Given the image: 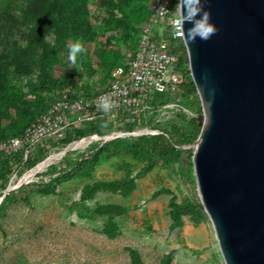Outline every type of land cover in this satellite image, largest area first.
Returning a JSON list of instances; mask_svg holds the SVG:
<instances>
[{
    "label": "rangeland",
    "instance_id": "374dc122",
    "mask_svg": "<svg viewBox=\"0 0 264 264\" xmlns=\"http://www.w3.org/2000/svg\"><path fill=\"white\" fill-rule=\"evenodd\" d=\"M152 1L86 0V24L64 29L57 0H0V133L17 132L38 113L51 95L46 80L102 90L130 58ZM76 40L85 51L72 65ZM183 101L190 116L177 113L157 127L168 138L185 133L190 120L201 126L199 103ZM90 129L84 134H111ZM81 136L40 148L27 163L13 164L8 179L0 166V201L3 188L12 189L0 203V264H224L183 174L194 142L162 159L148 152L145 138L75 141Z\"/></svg>",
    "mask_w": 264,
    "mask_h": 264
},
{
    "label": "water",
    "instance_id": "95a60500",
    "mask_svg": "<svg viewBox=\"0 0 264 264\" xmlns=\"http://www.w3.org/2000/svg\"><path fill=\"white\" fill-rule=\"evenodd\" d=\"M204 8L218 33L183 42L201 110L194 186L224 264H264V0Z\"/></svg>",
    "mask_w": 264,
    "mask_h": 264
},
{
    "label": "built area",
    "instance_id": "2783aa9c",
    "mask_svg": "<svg viewBox=\"0 0 264 264\" xmlns=\"http://www.w3.org/2000/svg\"><path fill=\"white\" fill-rule=\"evenodd\" d=\"M176 2L152 1L146 19L136 26L137 42L132 55L111 71L102 90L89 94L72 88L54 91L47 110L36 121L18 136L0 141V156L18 155L17 164H25L40 148H57L67 137L81 130L86 132L90 124H98L100 131L137 138L160 134L157 127L174 114L190 116L180 103V86L185 78L177 69V59L183 40L169 23ZM101 97H110L114 102L109 113L100 108ZM125 129L131 133H123ZM90 135L98 133L94 131L75 141Z\"/></svg>",
    "mask_w": 264,
    "mask_h": 264
},
{
    "label": "trees",
    "instance_id": "16d2710c",
    "mask_svg": "<svg viewBox=\"0 0 264 264\" xmlns=\"http://www.w3.org/2000/svg\"><path fill=\"white\" fill-rule=\"evenodd\" d=\"M57 3L62 13L61 24L63 25L64 29H67V28L69 29L70 27H75V26L80 27L86 24V21H87L86 0H57ZM135 37H136L135 42H137V31L136 30H135ZM178 52H179V55L177 59V69H179L182 72L185 78V83L180 86V89H181L180 97L182 100H186L188 97H191V99L194 102H198L195 88L191 82V79L188 73L186 55H185V50H184L183 45L179 46ZM45 85H46V88L51 91V94L54 91L62 90L65 88L77 89L82 93L89 94V92H85L81 88H78L71 79L69 80L66 79L64 80V82H60L58 80H46ZM51 99L52 98L50 95V97L47 98L45 103L40 106L38 113L35 116L29 117L24 122V124H22V126L17 132H12L9 136H5L0 133V141L18 136L24 130L25 127H27L32 122L36 121L47 110L51 102ZM184 105H185V102L183 101L181 106L184 108L185 107ZM196 113L198 115L201 114L200 106L196 107ZM92 125L96 126L97 128L99 126L98 124H90L87 127V132H90L91 130L90 127ZM199 131H200V125H198L197 121L190 120L188 121V129L183 134H177L171 138H168L163 132H160V134L158 135L140 136L137 138L146 139L145 142L148 144L147 150L150 154L157 156L159 158H162V159H169L170 157L178 154L177 148L179 146L189 145L195 142L199 134ZM79 134H81L82 136L85 135L84 131L82 130L77 132V135ZM129 138L134 139V137H129ZM185 151L188 154L192 153V149H187ZM18 162H19L18 155H13L10 157L0 156V166L2 168H5V171H4L5 179L6 178L8 179L9 176L11 175V166L13 164H17ZM183 174L185 175L186 179L194 185L190 161L187 164V167L183 169ZM101 186L104 188L106 187L105 185H101ZM93 187H96V185ZM3 189H5V187ZM170 217L173 222H176L178 220V214L174 212V206H173V210L170 213Z\"/></svg>",
    "mask_w": 264,
    "mask_h": 264
},
{
    "label": "clouds",
    "instance_id": "9594fccd",
    "mask_svg": "<svg viewBox=\"0 0 264 264\" xmlns=\"http://www.w3.org/2000/svg\"><path fill=\"white\" fill-rule=\"evenodd\" d=\"M207 0H177L172 12L174 15L169 21L174 34L183 40L186 46L194 44L197 39L207 42L219 29L211 22V13L204 8ZM163 12H168L166 8L161 7ZM192 26L185 30V23ZM85 51L84 45L80 40L70 43L68 59L72 65L76 64L78 54ZM115 107L110 97L100 98V108L109 113Z\"/></svg>",
    "mask_w": 264,
    "mask_h": 264
},
{
    "label": "bare ground",
    "instance_id": "6f19581e",
    "mask_svg": "<svg viewBox=\"0 0 264 264\" xmlns=\"http://www.w3.org/2000/svg\"><path fill=\"white\" fill-rule=\"evenodd\" d=\"M117 135H120V134H111V135H107V136H104V137H102V136H99V135H90V136H87V137H91V136H96V137H98L99 138V140L98 141H100V140H106V139H112V138H114V137H116ZM87 137H84V138H87ZM83 139V138H82ZM78 141V140H77ZM75 142V141H74ZM73 143V142H72ZM43 167L44 166H41L40 167V170L41 169H43ZM12 192V191H11ZM10 193V192H9ZM8 193V194H9ZM3 200V198L1 197V201ZM1 201H0V203H1Z\"/></svg>",
    "mask_w": 264,
    "mask_h": 264
}]
</instances>
